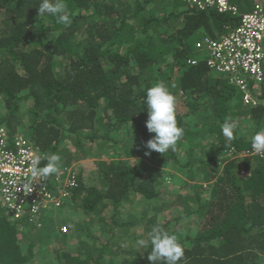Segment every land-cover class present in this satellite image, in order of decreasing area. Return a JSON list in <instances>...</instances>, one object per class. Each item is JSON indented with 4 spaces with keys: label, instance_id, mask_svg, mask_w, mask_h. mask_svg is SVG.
<instances>
[{
    "label": "trees",
    "instance_id": "1",
    "mask_svg": "<svg viewBox=\"0 0 264 264\" xmlns=\"http://www.w3.org/2000/svg\"><path fill=\"white\" fill-rule=\"evenodd\" d=\"M231 1L238 12L188 0H65V27L37 15L40 0H0V127L11 148L15 137L30 138L41 152L37 167L60 155L43 186L64 193L40 226L2 214L0 264H35L50 240L61 243L56 264H161L128 234L157 223L183 247L178 264H264V154L251 147L264 132V90L246 103L197 49L253 10V0ZM157 82L175 95L184 135L175 151H152L148 162L155 134L146 127V90ZM227 117L240 125L231 141L221 128ZM90 158L98 159L92 176L73 165ZM166 159L176 174L162 168ZM169 175L190 190L171 205ZM127 202L145 210L124 217ZM164 206L173 212L161 220Z\"/></svg>",
    "mask_w": 264,
    "mask_h": 264
},
{
    "label": "built area",
    "instance_id": "2",
    "mask_svg": "<svg viewBox=\"0 0 264 264\" xmlns=\"http://www.w3.org/2000/svg\"><path fill=\"white\" fill-rule=\"evenodd\" d=\"M188 1L221 13L238 12L231 0ZM253 2V10L242 15L237 28L218 39L204 37L197 49L208 54L211 69L228 76L239 88L246 103L256 104L257 94L264 90V0ZM8 138L7 130L0 127V217H25L40 226L39 219L48 216L54 206H60L64 193L52 196L43 186L44 180L33 178L32 161L40 158L41 152L29 137H15L12 148Z\"/></svg>",
    "mask_w": 264,
    "mask_h": 264
},
{
    "label": "clouds",
    "instance_id": "3",
    "mask_svg": "<svg viewBox=\"0 0 264 264\" xmlns=\"http://www.w3.org/2000/svg\"><path fill=\"white\" fill-rule=\"evenodd\" d=\"M37 15L40 18L52 16L57 24L65 27L72 23V14L67 12L65 0H40ZM54 35L58 33H53ZM145 103L148 110L146 127L149 133H154V137L149 139L145 147L148 149L146 155L151 151L161 154L170 149L175 151L177 142L184 135L183 127L179 126L176 119V97L168 87L157 82L146 90ZM239 121L227 117L222 124V133L231 141L235 139L234 133L239 129ZM251 147L257 154H264V132L252 135ZM47 163L42 167L40 158L37 157L33 163V178L38 182L47 179L50 175L59 170L61 157L58 154H49L45 157ZM141 248H151L148 260L161 262V264H178L184 256V249L179 243L177 236L169 234L159 223L154 224L147 234L146 239L137 240Z\"/></svg>",
    "mask_w": 264,
    "mask_h": 264
},
{
    "label": "rangeland",
    "instance_id": "4",
    "mask_svg": "<svg viewBox=\"0 0 264 264\" xmlns=\"http://www.w3.org/2000/svg\"><path fill=\"white\" fill-rule=\"evenodd\" d=\"M147 151H148V149H147ZM147 151H145V153H144L145 155H146ZM151 152H150V154H151ZM145 155H144V157H143V154H142V156L140 154L138 156L146 158V160L148 162H151V159L148 157L149 154L146 155V156ZM104 159H108V158L105 157ZM166 160H165V163L163 164L162 168L167 169L170 172H175V174H176L177 171H174V168H173V166L170 163L171 159H166ZM81 162L83 163L85 171L87 172V174L89 176H92V173L96 174V172H98L97 171V164H96V162H98V159H96V158L82 159V160L78 161L77 163H74L73 165L74 166H80ZM69 170H72V168L70 167ZM169 180L170 181L165 183V186L167 188V191L169 193H171V195L168 196V199L165 198V201L169 205H171L172 203H169L168 201L169 200L170 201H172V200L174 201L175 200V195L174 194H177V196H181V197L184 196L185 197L187 194H189L190 190L186 189L184 187V185L182 184L183 177L180 176V175H176V177L173 178V179L169 175ZM188 180H189V178H188ZM158 203L159 204H163L162 201H160V202L158 201ZM123 206H124V210H127L126 213H125L126 215L124 214V217L129 215V214L127 215L128 212L129 213L133 212V213L139 214V213H142V211L145 210L144 209V204L142 202H127ZM172 208L174 209V207H172ZM149 212H150L149 215L153 214V211H149ZM172 212H173L172 209H170V208L168 209L167 207L164 206V208H162V210L159 211L158 215H159V218L162 220V219H166L167 217H169L172 214ZM143 227H144V225H141V226H138V227L135 226V227L130 229V232H128V234L130 236L132 234L131 238L133 239L132 241H133L134 245L137 244V240L142 239V238L143 239L147 238L148 232ZM130 236H129V238H130ZM130 239H128V241H130ZM49 243H50L49 249H51L52 251L51 250L49 251L48 249L47 250L43 249L42 252H41L42 254L39 255L40 257L38 256V259H36V263L35 264H56L55 263L56 262L55 254H56L58 248L60 249L59 245L61 243H59L56 240H50ZM74 243L78 244V241H75ZM74 243L71 242V244H74Z\"/></svg>",
    "mask_w": 264,
    "mask_h": 264
}]
</instances>
